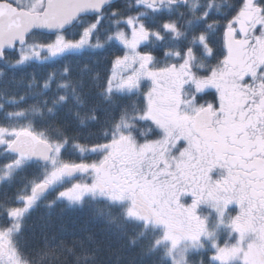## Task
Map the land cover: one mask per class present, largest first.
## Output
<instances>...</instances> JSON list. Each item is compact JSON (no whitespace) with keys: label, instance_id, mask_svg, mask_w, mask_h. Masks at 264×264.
Segmentation results:
<instances>
[{"label":"snow or ice","instance_id":"snow-or-ice-1","mask_svg":"<svg viewBox=\"0 0 264 264\" xmlns=\"http://www.w3.org/2000/svg\"><path fill=\"white\" fill-rule=\"evenodd\" d=\"M110 237L264 264V0H0V264H123Z\"/></svg>","mask_w":264,"mask_h":264},{"label":"trees","instance_id":"trees-1","mask_svg":"<svg viewBox=\"0 0 264 264\" xmlns=\"http://www.w3.org/2000/svg\"><path fill=\"white\" fill-rule=\"evenodd\" d=\"M184 9H181L183 11ZM40 34V33H37ZM42 35V34H40ZM43 36V35H42ZM118 44V43H117ZM112 53L120 54V52L117 50V48H112L108 51H97L94 54H92L89 59L90 60H99V65L101 69H103L105 66H107L108 58L111 57ZM212 63H215V61H212ZM60 67V65H47L46 67H36V71L38 73L46 72L48 70H52L53 68ZM27 71H32V69H28ZM19 75V74H18ZM215 90L212 89L211 92H214ZM207 100H211L212 96L208 95L205 97ZM31 103V101H30ZM63 206L60 208H56L53 210L52 215L50 217L51 223H52V231L56 232L58 237L69 241L73 238V234L75 233L77 236L80 235V230L85 227H92L96 229L98 232L103 227L102 224H98L95 222L90 221V212L85 209L84 211H71V210H63ZM46 210L40 209L39 212L33 213L31 220L29 221V227L26 231V235L31 236L33 232L37 234V236L40 235L41 232V226L48 221V217L45 215ZM235 215V212L233 213ZM43 217V219H41ZM63 226V231L61 232V227ZM132 226L130 225L129 228ZM101 238H105L104 233H100ZM114 248H120L121 245H123L121 255L124 258L123 264H128L129 261L135 260V264H152V260L149 257H144L143 259L140 257L139 253L141 251V248L139 245H129L127 238L121 241H117L115 237L109 238ZM109 239H106L105 242L108 243ZM141 244H144L146 242L142 241ZM70 246V245H69ZM108 255L107 251L102 252L101 256L103 258H106Z\"/></svg>","mask_w":264,"mask_h":264},{"label":"rangeland","instance_id":"rangeland-1","mask_svg":"<svg viewBox=\"0 0 264 264\" xmlns=\"http://www.w3.org/2000/svg\"><path fill=\"white\" fill-rule=\"evenodd\" d=\"M37 36L40 38V39H46L45 36H42L40 34H37ZM118 43V42H117ZM150 85H145L143 88H142V91H147V88L149 87ZM212 89H210L209 91H211ZM190 202V201H189ZM234 213V212H233ZM213 255V253L211 252H208L205 256L202 257V259L204 260V264H211L210 262V257Z\"/></svg>","mask_w":264,"mask_h":264}]
</instances>
